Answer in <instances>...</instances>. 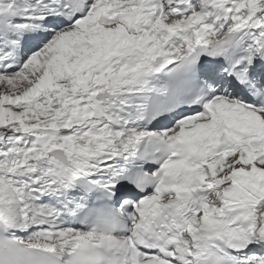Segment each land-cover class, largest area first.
<instances>
[{
    "label": "snow or ice",
    "instance_id": "6c2138e0",
    "mask_svg": "<svg viewBox=\"0 0 264 264\" xmlns=\"http://www.w3.org/2000/svg\"><path fill=\"white\" fill-rule=\"evenodd\" d=\"M0 264H264V0H0Z\"/></svg>",
    "mask_w": 264,
    "mask_h": 264
}]
</instances>
